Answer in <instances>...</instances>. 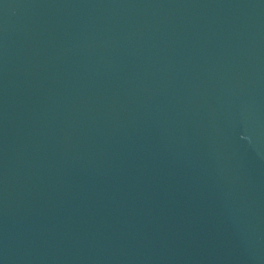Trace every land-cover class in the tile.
Here are the masks:
<instances>
[{"label":"water","instance_id":"95a60500","mask_svg":"<svg viewBox=\"0 0 264 264\" xmlns=\"http://www.w3.org/2000/svg\"><path fill=\"white\" fill-rule=\"evenodd\" d=\"M0 264H264V0H0Z\"/></svg>","mask_w":264,"mask_h":264}]
</instances>
